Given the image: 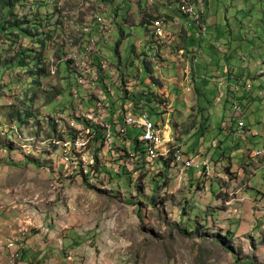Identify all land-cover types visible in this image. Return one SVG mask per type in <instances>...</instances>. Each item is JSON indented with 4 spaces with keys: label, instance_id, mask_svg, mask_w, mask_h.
<instances>
[{
    "label": "rangeland",
    "instance_id": "374dc122",
    "mask_svg": "<svg viewBox=\"0 0 264 264\" xmlns=\"http://www.w3.org/2000/svg\"><path fill=\"white\" fill-rule=\"evenodd\" d=\"M179 4L182 9L178 8ZM209 4V13L216 23L211 27L214 39L210 41L203 39L208 34L200 31L198 23L191 27L187 23L183 0H23L15 7L14 15L9 17L11 22H35L30 29L36 36L32 39L17 32L0 35V264H264L261 224L264 218L250 231L239 228V219L230 217L238 210L245 192L241 194L238 187L230 189L229 177L234 176L227 175L230 163L218 159L225 140L229 139L224 134L233 133L228 141L231 144L234 133L239 132L231 127L230 106L226 103V108L225 104L222 108L225 89H217L206 76L194 83L192 74L185 77L177 68V64H182L180 53L176 61L167 54L169 50L180 52L187 44L190 49H200L203 45L205 55L216 52L210 58L224 68L237 64L242 52L239 49L243 48L258 65L251 69L255 81L249 79L258 84L261 74L257 72L264 70V0H209ZM172 15L177 20L174 18L172 22ZM3 16L0 8V22ZM99 17L109 21V29L100 31ZM157 17L166 21L165 28L169 27L163 40L150 30ZM144 23L151 26L149 30ZM188 33H193L190 40ZM93 37L99 39L103 59L122 73L114 85L116 99H110L111 108L115 111L120 105L132 103L124 93L122 82L134 81V94L147 93L154 101L153 121L168 123L165 139L172 145L178 144V140L183 142L185 151L198 157L197 168L182 171L173 165L172 155V162L160 159L147 171L143 168L149 164L141 161L137 164L142 166L141 171L116 175L122 158L102 149L98 153L99 163L94 153L96 140L84 152L75 153L76 164L70 168L56 157L46 159L42 151L27 155L13 144L21 141L20 134L30 137L32 133L31 123L22 130L18 126L15 132H7L19 113L37 114L35 119H44L46 108L49 114L66 115L65 128L74 118L85 120L72 113L76 104L71 92L77 79L71 73L72 65L81 59ZM225 43L233 47L229 48L230 55H236L230 60L223 59L227 54L222 52L224 49L219 51ZM207 44H213L219 52ZM24 50L30 51L31 59L26 68H21L18 57ZM40 53H43L42 64L35 65L37 62L33 60ZM248 55L244 59L248 60ZM191 57L186 55L189 61ZM52 59L60 68L55 76L50 72ZM91 59L97 62L102 76L111 70L104 69L99 58ZM202 64L203 61H198L195 65ZM28 76L34 77V85L27 92L24 88V92L14 94L13 85ZM217 76L216 83L222 87L225 78ZM250 81L243 83L239 91V100L243 99L245 105L247 101L241 97L244 88L247 91L252 87L250 93L258 97ZM103 89L102 82L91 80L85 90L80 89L83 105L89 108L101 100ZM259 91L264 94V88ZM60 95L65 97L63 101ZM246 97L249 99L250 95ZM213 100L210 121L219 125L224 120L221 133L219 130L208 133L205 141H201V135L193 132L194 126L191 129L192 122L200 117L202 104L207 106ZM259 106L260 101H256L255 108L264 124V112ZM179 110L186 112L181 115ZM234 115L238 121L241 119V115ZM76 131L80 135H72H87L83 129ZM132 132L135 136L140 134V130ZM219 137L223 142L216 141ZM202 145H208L206 154ZM251 158L255 159L253 155ZM262 158L264 155L256 160ZM171 168L178 170L177 178L170 175ZM188 171L200 175L193 180ZM218 178L219 183H213ZM255 182H260L264 190L263 177ZM219 186L223 191L214 197L213 187L218 191ZM213 237L219 242L212 240Z\"/></svg>",
    "mask_w": 264,
    "mask_h": 264
},
{
    "label": "built area",
    "instance_id": "2783aa9c",
    "mask_svg": "<svg viewBox=\"0 0 264 264\" xmlns=\"http://www.w3.org/2000/svg\"><path fill=\"white\" fill-rule=\"evenodd\" d=\"M183 8L186 14L191 17L195 16V18L198 17L192 7L185 5ZM98 21L101 24V31H105V28L109 29V21L107 19L99 17ZM165 24V20L161 19L154 22L151 32H153L157 39L163 40L167 38ZM88 30L89 29H87V31ZM203 30H205V28ZM98 41L99 39L97 37H93L90 41V46L85 48L83 56L80 57L81 59L72 65L77 79V85L72 90V96L76 104L72 113L88 122L74 118V120L68 124V127L65 128L64 120L66 115L58 114L56 117L58 133L53 132L52 136L48 139H45L44 136L26 137L20 134L23 149L29 154L35 152V150L38 152L43 150L47 151L48 154L57 156L61 164L65 167L70 168L72 165L76 164L75 153L84 152L88 149L89 144L91 145V141H95L98 133L97 128L99 127L105 139V146L102 149L113 156L122 157V155H126L128 158L125 164L129 172L141 171V169L138 170V168L142 166H137L141 161H144L145 165L149 164L146 168H143L147 171L160 159L166 161L171 159L172 155L174 157L173 165L177 166L182 171L197 168L199 166L198 157L187 155L182 149L175 146L174 143L172 145L170 140L165 139L164 135L169 133L168 123H155L148 111L135 112L132 101L134 91L136 92L134 81L130 80L127 81V83L122 82V87L125 85L126 89L124 93L127 97H130L129 99L132 103L130 105H120L117 110H115L116 112L111 108L112 102L110 99L112 101L116 99L114 85L120 80V68L117 69L113 65H108L103 59L101 51L98 48ZM91 57L99 58L104 64L103 68L107 70L111 68V70L107 72L105 76H102L101 73L99 74L98 72L97 62L93 61ZM84 58L85 60H83ZM51 62V73L55 76L58 73L57 61L52 59ZM109 74L115 77L110 78ZM91 80L102 82L104 84V89L100 92L101 100H97L88 108L82 103V92L80 89L85 90ZM119 83L121 82L119 81ZM59 99L63 100V97L60 96ZM234 113L241 115L239 121ZM233 115L238 125L239 132L237 133L242 136L246 132V126L242 119L241 107L235 106ZM76 129H83L87 135L82 133L81 137L72 135V133L80 135V132L76 131ZM131 130H140L141 134L138 137L135 138L132 135V138L138 141L140 145L138 150H135V144H132V140L129 139ZM82 135L86 136L82 137ZM121 147H125L127 152H119ZM89 154L92 155L91 152ZM252 155L255 159L261 157L264 155V149L254 150L251 153V156Z\"/></svg>",
    "mask_w": 264,
    "mask_h": 264
},
{
    "label": "crops",
    "instance_id": "0c3cea01",
    "mask_svg": "<svg viewBox=\"0 0 264 264\" xmlns=\"http://www.w3.org/2000/svg\"><path fill=\"white\" fill-rule=\"evenodd\" d=\"M148 5H151V4L148 2ZM178 10L179 9H177V11ZM172 17H173V20H174V18L177 20V18H176L177 16L172 15ZM185 17L187 18V16H185ZM182 18H184V17H182ZM173 20H171V21L173 22ZM205 21L208 25V30H207L208 37L203 36V39L205 41H210L212 38L214 39V36L212 34V31H211V27L216 23H215L214 17H212V16L205 19ZM188 22H190L189 19L187 20V23ZM210 33H211V36L209 35ZM192 35H193V33L188 35L189 40H190ZM207 45H208V47L211 46L214 49H216L217 52L222 51L220 49L218 51L217 47H215L213 44H207ZM207 45H206V47H207ZM201 47H203V51L200 50ZM231 47H232V45L225 43L224 51H222V52L227 53V54H226V56H224L223 59L230 60V59H232L233 56L234 57L236 56L235 54L230 55L229 48H231ZM200 49H190L188 47V44H187L186 48L181 50L180 52L177 50L174 53L173 52L170 53V50H169L167 54H169V56H170L169 58H171V60L173 58V60H175V61L177 60L176 57L181 56L182 64H181V66L179 64H177L179 66L177 68L182 70V72H180V73L184 74L185 77H186V74H192V76L194 77V83H195V80H197V78L203 79V76H206L208 78V80L214 86L217 87L218 86V84L216 83L217 82L216 78L218 77L217 75L219 74L220 77L222 76L223 78H225L227 80L225 85L226 86L228 84L230 85L229 87L231 88V92H230V96L223 94L222 99L224 101L230 97H233L231 99H236V100L239 99V93H240L239 91H240V88L243 87V85H244L243 83L249 82L250 78H253L252 81H255L256 76L254 73H252L251 69L254 68L255 66L257 67L258 65H256V62L252 61L251 57L247 54L248 52L246 50H243V48L239 49L242 52L239 53V55L237 57V59L239 60L237 62V64L232 65V66H225L224 68H221L220 66H218L216 64V61L210 58V56H212L211 54L216 53V52H210V53L208 52L209 56H206L203 45L200 46ZM232 49H233V47H232ZM196 52L203 55V56L201 55V58L199 59V61L200 62L203 61L204 65L207 67H205L203 64H202L203 66L201 65V67L193 65V63L191 61L186 59V55H187V57H189V55L191 57L193 55L192 53H196ZM178 54H179V56H178ZM246 55L249 56V58H248L249 61L246 60L247 58L244 59L245 57H243V56H246ZM183 56H184V58H183ZM208 61H210V62H208ZM188 65H189V67L187 69H185L186 70V72H185L183 67H187ZM152 66L154 67L156 65L152 64ZM236 66L241 67V69L243 68L244 71L241 69L239 70ZM228 70H229V72H227ZM262 72H264V70L258 71L257 74L260 75ZM227 73H228V75H225ZM117 77H118V75H117ZM252 81H250V82H252ZM179 82H180V80L178 78L176 83L179 84ZM258 82H259L258 84H257V82L256 83L252 82V84L254 85L253 90L256 91V96H258L257 98L253 97L252 94L250 93V91H248V90L246 91L245 88L243 91V95L241 96L242 98H245V100L247 101L246 105L243 104V108L245 110L244 119H245V123L249 129V134L247 136H240L236 133L234 138H232L234 140V142H231V144H229L230 142H228L230 138L228 140H225V142H224L225 144L223 145V149H222V151H219L220 154L218 155V159L221 163H226V164L230 163V165L228 167L230 172L227 175H234V176L229 177L230 181L232 182V185H230V189H233V187H238L240 189L241 194H244V192H245V195L242 197L241 201H239V203H238V210H235L236 212H234L232 215H230V217L235 216L236 218L239 219V223L237 225L239 228L244 227L250 231H252L254 226H258L259 225L258 222H260L264 218V190H262V188L260 186V182H255V180H257V179L262 180V177L264 178V158H262L260 160H256V159L251 158L252 157L251 152L253 150H255L257 148L261 149L264 147V124L261 123L263 121V119H261L259 112L255 108V102L260 101V106H259L260 111L264 112V94L262 93V91H259V89L261 90L264 88V83H263V79H261V77L258 78ZM238 84H242V85H238ZM229 87H227V89ZM255 87H256V89H255ZM236 90L238 91V95L234 94V91H236ZM138 91L139 90H137V92ZM165 94L169 95L167 93H165ZM247 95H250L249 99H247V97H246ZM215 100H217V97L215 98ZM224 104L225 103H222V108L224 106H225L224 108H226V105H224ZM181 105L186 106V103H182ZM213 105H214V103H213ZM202 107H205L204 104H202ZM164 110H166V109H164ZM185 110H186V108H185ZM183 112H186V111L179 110V113L181 115ZM256 114H257V117H256ZM0 115H1V113H0ZM262 115H263V113H262ZM224 116H226L225 113H224ZM228 116H231L230 110H229ZM223 122H224V120L221 121L219 125H215L213 122L210 121L207 124V129H206L207 132L202 137L201 141H205L206 134H208V133H212L216 130H219V132L221 133ZM199 123H200V118H197L192 122L193 125H192L191 129L194 126L193 132L197 131V129L199 128V125H200ZM234 128L236 129V127H234ZM229 134L231 135V133H225L224 135L228 136ZM232 135H233V133H232ZM217 139L218 140H216V141L223 142L220 140V137ZM177 143H178V145L183 146L184 151L186 150L183 142L181 143L178 140ZM207 146L206 147L204 145L201 146L202 150L204 151V154H206V151H207L206 148H208ZM211 146H213V145H211ZM216 147H217V145H216ZM8 149H10V147ZM8 149H7V151H8ZM193 152L195 153L196 151H193ZM231 154H232V157H230ZM177 171L178 170H173L171 168L170 175H173L172 178H177V176H178ZM189 172L190 171H188L187 174L191 175L190 177L193 180H196L197 175H200V173L199 174L198 173H191L192 170L190 173ZM222 175L223 174H221V176ZM261 175H263V176H261ZM219 180H221V179L218 178V180H216V181L213 180V183H215V182L219 183ZM239 182H240V186L238 184ZM210 191H211V189H210ZM222 191L223 190H220V186H219L218 191L216 189H214V187H213L212 195H214V197L217 195L219 196V195H221L220 193ZM212 195H211V199H212ZM244 219H246L245 223H244ZM255 219H257V222H254ZM241 220H243V222L240 225ZM251 220H253V221L251 222ZM261 224L264 227V221H262ZM261 234H259V236H261ZM212 240H215L217 242V240L214 237L212 238Z\"/></svg>",
    "mask_w": 264,
    "mask_h": 264
},
{
    "label": "trees",
    "instance_id": "16d2710c",
    "mask_svg": "<svg viewBox=\"0 0 264 264\" xmlns=\"http://www.w3.org/2000/svg\"><path fill=\"white\" fill-rule=\"evenodd\" d=\"M23 0H0V8H1V11H2V14H4V16L2 17V21L0 22V35L3 34V33H6V32H17L18 34H23V35H26V37H29L31 36L32 39L36 36L35 34H31V25L34 24L35 22H30L29 20H25V21H22V22H11L10 20V16L14 15V9L15 7L20 4V2H22ZM113 1V0H112ZM188 2H190V0H188ZM191 3V2H190ZM173 9L175 10L176 8V5L173 4ZM172 8V7H171ZM176 11V10H175ZM170 15V13H169ZM171 20H173V17L171 16ZM13 21V20H12ZM144 25H147L146 23H144ZM38 36V35H37ZM42 43V42H40ZM43 47H45V44L43 43ZM20 50H23L22 47H20ZM30 51L28 50H24V51H20V55L18 57V63H19V67L21 68H26L28 66V61L31 59L30 57ZM38 57L35 58L33 60L34 63H36L35 65H41L42 64V57H43V53H40V55H37ZM33 62H29V63H33ZM38 74H39V71H38ZM41 75V74H40ZM22 82L25 83V82H29L31 83V85H34V77L33 76H28V77H25L24 79H22ZM13 92L14 94H20V88L19 86H16L14 87L13 89ZM230 92H231V88L229 87L228 88V95L230 96ZM231 98H227L224 103L226 105V103L230 106L229 107V110L232 109V107L234 105H238V106H242L243 105V99L239 100H230ZM133 105H134V110L135 112L139 113L141 111H149L151 112L152 114V118H153V114L155 109L152 105H154V101L152 98L148 97V94L146 93H142V95L138 96V95H133ZM214 102V100L212 102H209V104L205 107H202L199 111L200 113V127L197 129V131H195V135L196 134H200L201 137H203L205 135V133L207 132V124L210 122V110H211V105L212 103ZM231 103V104H230ZM245 111V110H244ZM20 116L17 117L16 119H14V121H19L20 124L22 125H25L28 123V121H32V119H34V117L36 115H31L30 113H27L25 114H22V113H19ZM38 116V115H37ZM27 120V121H26ZM25 121V122H24ZM235 131V129H234ZM97 136H96V142H95V150H94V153L95 155L97 156L98 158V153H100V151L102 150V148L105 146V139L103 137V134L101 133L99 127L97 128ZM194 135V136H195ZM227 136V135H225ZM228 138H231L232 137V134L228 135L227 136ZM129 139L132 140V142L135 144L136 148L135 150H138L139 149V143L138 141H136L135 139H133L131 136L129 137ZM123 148V147H121ZM125 152H127L126 148L123 149ZM122 160H120L119 162L121 163L120 165V172L116 175H121L123 172L124 174H126L127 172H129L128 170V167L127 165L125 164L126 160H127V156L126 155H122ZM173 159H171L169 162H172ZM98 162L100 163V160L98 158ZM98 163V164H99ZM168 163V162H166ZM139 170L142 168H138ZM122 172V173H121ZM121 173V174H120ZM144 173V172H142ZM128 174V173H127ZM145 174V173H144ZM144 177L146 175H143Z\"/></svg>",
    "mask_w": 264,
    "mask_h": 264
},
{
    "label": "clouds",
    "instance_id": "9594fccd",
    "mask_svg": "<svg viewBox=\"0 0 264 264\" xmlns=\"http://www.w3.org/2000/svg\"><path fill=\"white\" fill-rule=\"evenodd\" d=\"M152 1H155V0H152ZM149 3H152V2H149ZM183 3L186 5V6H189V7H192L194 10H195V12H196V15H198V17H196L195 18V16L194 17H191L190 15H188V14H186V13H184L185 14V16H187V18L189 19V20H191L190 21V24H189V26L191 27V25H193V23H198V26H199V28H200V31L201 30H203L204 28H205V35L207 34V30H208V25H207V23H206V21H205V19H207V18H209L211 15H210V13H209V9H210V4H209V0H206V2H204L203 0H196L195 2H192V3H190V2H188V0H183ZM178 8L179 9H182V5H180L179 4V6H178ZM158 19H160V17H157V19L156 20H154L152 23L154 24V22L155 21H157ZM98 22V21H97ZM166 22V21H165ZM98 24H100L99 22H98ZM142 25H144V24H142ZM144 26H146L147 27V29L149 30V28L151 27H149V24H147V25H144ZM153 27V26H152ZM99 29H101V24H100V26H99ZM168 28H166V31L168 32V30H167ZM150 30H151V28H150ZM101 31V30H100ZM152 35H154L153 34V32H152ZM99 48V47H98ZM224 49V47L223 48H221L220 50H223ZM100 50V49H99ZM224 51V50H223ZM186 54V53H185ZM201 58V54H199V53H193V56L191 57V62L193 63V65H195L196 63H198V61H199V59ZM154 65H156V64H154ZM114 66V65H113ZM117 69H118V67L117 66H115ZM58 71H60V68L58 67ZM51 72V71H50ZM72 74H75L74 72L73 73H71V75ZM122 73L120 72V75H121ZM51 75H52V73H51ZM263 75V76H262ZM261 79H263V83H264V72H262L261 73ZM226 79H225V82H224V84H223V86L222 87H218L217 86V89H220V90H223V88L225 89V95H228V89H227V87H229L230 85L228 84L227 86L225 85L226 84ZM77 82V81H76ZM15 85L16 86H20V92H27V90H28V88H30V86H32L29 82H25V83H23L22 82V79H21V82L17 85V84H14L13 86L15 87ZM238 85H241V84H238ZM76 86V85H75ZM74 86V87H75ZM73 87V88H74ZM25 88V90L23 91V89ZM252 88V87H251ZM251 88L248 90V91H250L251 90ZM14 89V88H13ZM12 89V90H13ZM73 90V89H72ZM234 94L235 95H238V91L236 90V91H234ZM61 97H63V100L65 99V97L64 96H62V95H60ZM71 97H73L72 96V92H71ZM222 98H223V95H222ZM230 98H233V97H230ZM235 98V97H234ZM63 100H61V101H63ZM232 100V99H231ZM233 100H236V99H233ZM235 106H238V105H234L233 107H232V109L230 110V113H231V124H232V128H234V127H236V129H238V125H237V121H236V118H234V115H233V109H234V107ZM239 107H241V109H242V119H243V121L245 122V119H244V108H243V105L242 106H239ZM45 110H46V112L44 113L45 114V118L44 119H42V117L41 118H37V119H32V121H28V124H32V126H31V128H32V133H31V136L30 137H34V136H38V137H40V136H44V138L45 139H48V138H50L51 136H52V134H53V132H57L58 133V124H56V117L58 116V113L57 114H54V113H48L47 112V109L45 108ZM149 112V111H148ZM150 113V112H149ZM60 114V113H59ZM37 115V114H36ZM150 115H151V117H152V114L150 113ZM1 116V115H0ZM40 119V120H39ZM153 119V118H152ZM37 120V121H36ZM66 120V119H65ZM65 120H64V124H65ZM20 121V120H19ZM19 121H12L11 123H10V127H9V130L7 131L8 133H10L12 130H13V132H15L16 131V129H17V127L18 126H21V129L20 130H22L24 127H26V125H24V126H22V124H20V122ZM40 122L39 123V125H38V123L37 122ZM155 122V121H154ZM155 123H157V124H160L161 122H155ZM69 124V123H68ZM165 124H166V122H165ZM234 124H236L237 126H234ZM169 126V125H168ZM245 126H246V132H245V134H243L242 136H247L248 135V132H249V129H248V127H247V125H246V123H245ZM47 130V135H45V131ZM131 131H133V130H131ZM131 135V137H132V135L136 138V137H138L140 134H138L137 136H135V134H133V132L132 133H130ZM234 134H236V133H234ZM238 134V133H237ZM13 144H16L17 146H19V147H21L22 148V150H24L23 149V147H22V142L21 141H16V142H13ZM175 144V143H174ZM175 146H177L178 148H180V149H182L183 151H184V149L183 148H181V146L180 145H178V144H175ZM262 149V148H261ZM255 150H259V149H255ZM25 151V153L27 154V155H34V154H36L35 152H32V153H27L26 152V150H24ZM254 151V150H253ZM252 151V152H253ZM187 155H192L193 153H187L186 151H184ZM251 152V153H252ZM42 156H46L47 158L46 159H48V160H52L53 158H57V159H59L57 156H52V155H50V154H48L47 153V151H42ZM60 160V159H59ZM60 163H61V161H60ZM227 238V242H229V238L228 237H226ZM217 240V239H216ZM217 242H219L218 240H217Z\"/></svg>",
    "mask_w": 264,
    "mask_h": 264
}]
</instances>
